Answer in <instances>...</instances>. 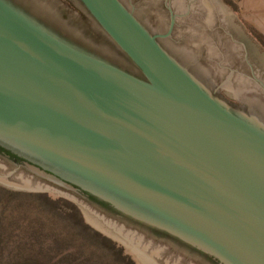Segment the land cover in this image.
<instances>
[{
  "label": "water",
  "instance_id": "1",
  "mask_svg": "<svg viewBox=\"0 0 264 264\" xmlns=\"http://www.w3.org/2000/svg\"><path fill=\"white\" fill-rule=\"evenodd\" d=\"M118 59L0 0V144L19 167L211 264H264V109L230 101L122 0H77Z\"/></svg>",
  "mask_w": 264,
  "mask_h": 264
},
{
  "label": "rangeland",
  "instance_id": "2",
  "mask_svg": "<svg viewBox=\"0 0 264 264\" xmlns=\"http://www.w3.org/2000/svg\"><path fill=\"white\" fill-rule=\"evenodd\" d=\"M221 1L234 15L232 18L229 13L225 21L235 32L248 36L253 63L264 72V0ZM34 2L52 13L72 35L119 60L110 46L96 37L77 4L71 0ZM126 3L152 32L168 34L169 16L164 7L152 5L144 10L141 5ZM174 5L180 13L187 6L182 0L175 1ZM183 23V18H178L174 32L162 42L168 49L190 58L184 49L188 45L196 47L204 40L186 41L181 36L186 28L181 26ZM222 52L227 53L225 49ZM193 64L200 71L207 70L198 57ZM224 68L219 71L224 73ZM228 75L229 72L220 79L224 88L241 95L248 81L237 73L232 79ZM237 81L242 85H237ZM259 105L264 109L263 101ZM0 264L211 263L156 234L125 224L81 196L0 156Z\"/></svg>",
  "mask_w": 264,
  "mask_h": 264
},
{
  "label": "flooded vegetation",
  "instance_id": "3",
  "mask_svg": "<svg viewBox=\"0 0 264 264\" xmlns=\"http://www.w3.org/2000/svg\"><path fill=\"white\" fill-rule=\"evenodd\" d=\"M71 1L77 4L82 12V16L85 18L87 23L91 25V29L94 31L96 37L110 46L113 51L119 52L112 41L98 28L91 17H89V15L79 6L78 1ZM122 1L126 5V2H128L135 7L141 5L144 10L147 8L146 6L152 5L164 7L169 16L168 30L170 35L174 32L177 26L178 18L182 17L184 23L181 26H186V28L183 30V34L181 36H184L188 42H192L194 40H204L203 42L200 41L196 47H188L190 46L188 45L184 50L191 55L190 59L194 63L197 61L198 57L199 61L207 68V70H204V74L217 91L227 99L232 100L233 102L235 101L237 104H244L247 101V98L252 99L250 102L255 104H259V101L264 102V72L257 69L253 63L250 54L248 36L235 32V30H233L225 21L227 15L230 13V10L222 4L221 0H207V2H203L202 0H182L184 5H187L182 13L175 8L174 2L177 0ZM229 15L232 18L234 16L232 13ZM206 43L207 45H205ZM210 46H212L215 51H212ZM224 49L227 51L225 54L222 52ZM224 58L226 59V62H223ZM223 67H225L224 73L219 71L220 68ZM228 72L229 79H232L233 74L237 73V75L243 78L245 82L248 81L245 83L247 85L244 91L240 93L241 95H235L234 93L227 91L223 86L224 84L220 81L221 76ZM249 82H253L254 85ZM237 85L241 86L242 82L237 81ZM0 156L6 161H22L19 156L1 144ZM90 201L91 200L88 199L89 203H91ZM91 204L98 207L106 214L121 220L119 217L112 215L106 207L103 208L94 205L93 203ZM133 227L137 230H141L136 226Z\"/></svg>",
  "mask_w": 264,
  "mask_h": 264
},
{
  "label": "bare ground",
  "instance_id": "4",
  "mask_svg": "<svg viewBox=\"0 0 264 264\" xmlns=\"http://www.w3.org/2000/svg\"><path fill=\"white\" fill-rule=\"evenodd\" d=\"M203 2H207V0H202ZM202 2V3H203ZM180 55H182L187 61H189V62H191V63H194L188 56H186V55H184V54H180ZM252 103V102H251ZM255 104V103H254ZM255 105H257V104H255Z\"/></svg>",
  "mask_w": 264,
  "mask_h": 264
}]
</instances>
